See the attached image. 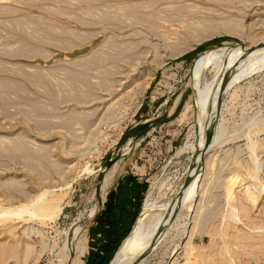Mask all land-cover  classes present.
Listing matches in <instances>:
<instances>
[{
    "label": "rangeland",
    "instance_id": "rangeland-1",
    "mask_svg": "<svg viewBox=\"0 0 264 264\" xmlns=\"http://www.w3.org/2000/svg\"><path fill=\"white\" fill-rule=\"evenodd\" d=\"M263 45L264 0H0L4 264H264Z\"/></svg>",
    "mask_w": 264,
    "mask_h": 264
},
{
    "label": "bare ground",
    "instance_id": "bare-ground-1",
    "mask_svg": "<svg viewBox=\"0 0 264 264\" xmlns=\"http://www.w3.org/2000/svg\"><path fill=\"white\" fill-rule=\"evenodd\" d=\"M261 47H263L264 48V45L263 46H260V49H261ZM259 55V51L258 50H254V55H253V58H256L257 56ZM247 56V55H246ZM245 56V57H246ZM244 57V59H247V58H245ZM247 57H249V55L247 56ZM244 74H242V76H243ZM242 76H241V78H242ZM240 78V79H241ZM229 84L230 83H227L226 85H224L223 87H222V89L220 90V92H219V94H218V96L217 97H220L222 94H224L228 89H229ZM200 87H201V83H199V82H196V84H195V86H194V95H193V100H194V104H195V111H198V106H199V102H200ZM216 102H214V104H215ZM220 102H218V103H216L217 105L219 104ZM209 104H210V102L208 103V104H205L204 105V107H203V112H202V115H203V127L200 129V132H199V136H198V140H199V147L201 146V150H200V158L202 157L201 155H202V150H203V148H205V147H210V145H212V143H214L215 142V138H214V133H212V131L210 132V116L212 115V110H213V107H214V104L213 105H210L209 106ZM209 106V107H208ZM264 122V121H263ZM253 128V127H252ZM254 135V134H253ZM202 138H203V140H202ZM214 140V141H213ZM251 141V140H250ZM202 143H203V145H202ZM252 143V142H251ZM209 144V145H208ZM252 146V145H251ZM212 147V146H211ZM210 147V148H211ZM209 148V149H210ZM250 148V147H249ZM255 148V147H254ZM256 160V159H255ZM198 166H200V162H197L196 164H193V170H197V173H196V176L195 177H193V181L195 180V179H197V176L199 177V173H200V170H199V168H198ZM87 170V169H86ZM194 172V171H193ZM195 175V174H194ZM204 176V175H203ZM202 178V177H201ZM194 184H195V182H194ZM192 188V187H191ZM186 193V192H185ZM194 192H192V195H194L193 194ZM186 195V194H185ZM192 196H190V195H188L187 196V198L185 197V199L184 200H186V201H189V200H191L192 198H191ZM41 198V197H40ZM40 198L38 197V200H40ZM43 198V197H42ZM183 198V197H182ZM181 198V199H182ZM180 199V200H181ZM37 201V200H36ZM42 201V200H41ZM186 201L184 202V203H186ZM178 202V201H177ZM38 203V202H37ZM189 204V203H188ZM40 205V204H39ZM38 205V206H39ZM164 205V204H163ZM183 205V203L181 202V205L179 204V205H177L178 206V210L180 209L179 208V206H182ZM185 205V204H184ZM35 206H37V204H35ZM42 206H44V208H39V210L40 211H38L37 209H38V207L31 213V212H29V209H30V207H34V204H29V205H24L23 207H21V209L23 210V211H25L26 213H29L30 214V218H31V220H34V218H37V217H39V214L41 215V213L42 214H45V211L48 209V208H46V206H49V205H44L43 203H41V207ZM40 207V206H39ZM153 207H157V205H156V203H154V202H146V205L144 206V210H143V213H142V216H141V221H140V224L139 223H137V224H139V225H137L136 227H137V229H136V232L134 231V233H135V236H134V238H133V242H131V243H133V244H137L138 242H140V241H142V240H144V238H145V235H146V233L148 232V229H149V227H150V225H151V223L152 222H157V221H159V220H161V218H162V216H165L166 214H168V213H170V212H173V211H175L174 210V208H172L171 209V207H170V210L169 209H167V210H165L164 212H163V215L162 216H154V219H155V221H154V219H151V220H149L148 218H149V216H150V214H151V211H152V209H153ZM161 207V206H160ZM20 209V210H21ZM158 209V208H157ZM162 209H164V208H162ZM31 210H32V208H31ZM159 211H161L160 209H158ZM14 211V212H13ZM16 211V212H15ZM17 211L18 210H13V209H6V208H1L0 207V218L2 219V217H7V215H9L10 214V212H12V213H17ZM21 212V211H20ZM24 212V213H25ZM153 212V211H152ZM157 212V211H156ZM19 213V212H18ZM22 213V212H21ZM20 213V214H21ZM157 214H158V212H157ZM174 213H172V215H173ZM11 215V214H10ZM14 215V214H13ZM13 215H11V216H13ZM46 215V214H45ZM54 215V214H53ZM156 215V214H155ZM175 215V214H174ZM153 216V215H152ZM167 216V215H166ZM14 217V216H13ZM49 217V216H48ZM51 217V216H50ZM169 217H170V215H169ZM40 218V217H39ZM52 218V217H51ZM162 221V220H161ZM159 238H156L154 241H152L151 243H149L138 255H137V257H136V259H135V261H137V260H139V259H141L142 257H144L145 255L147 256L149 253H150V251L156 246V244L158 243V240ZM132 244V245H133ZM134 246V245H133ZM140 246V245H139ZM2 252V254L0 253V264H4L7 260H8V253L4 250V252L3 251H1ZM30 253H31V249H28L27 250V252H26V258H28V256L30 255ZM19 261V260H18ZM126 261V259H123L121 262H119V264H131V262L130 261H128V262H125ZM125 262V263H124ZM134 262V261H133ZM132 262V263H133Z\"/></svg>",
    "mask_w": 264,
    "mask_h": 264
},
{
    "label": "trees",
    "instance_id": "trees-1",
    "mask_svg": "<svg viewBox=\"0 0 264 264\" xmlns=\"http://www.w3.org/2000/svg\"><path fill=\"white\" fill-rule=\"evenodd\" d=\"M199 49V47L198 48H196L194 51H191V52H189V53H187V54H185L182 58H184V59H186V58H188L189 56H191L192 54H194L195 53V51H197Z\"/></svg>",
    "mask_w": 264,
    "mask_h": 264
},
{
    "label": "water",
    "instance_id": "water-1",
    "mask_svg": "<svg viewBox=\"0 0 264 264\" xmlns=\"http://www.w3.org/2000/svg\"><path fill=\"white\" fill-rule=\"evenodd\" d=\"M207 150H208V148L207 147H205V148H203V150H202V157L205 155V153L207 152ZM201 157V158H202ZM184 185H186V182H185V184Z\"/></svg>",
    "mask_w": 264,
    "mask_h": 264
}]
</instances>
